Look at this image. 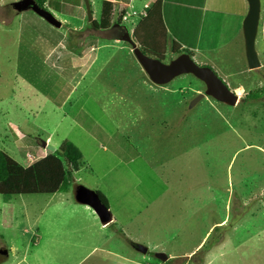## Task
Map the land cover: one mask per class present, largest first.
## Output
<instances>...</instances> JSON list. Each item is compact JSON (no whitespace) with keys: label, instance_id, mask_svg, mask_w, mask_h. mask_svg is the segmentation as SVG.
<instances>
[{"label":"rangeland","instance_id":"374dc122","mask_svg":"<svg viewBox=\"0 0 264 264\" xmlns=\"http://www.w3.org/2000/svg\"><path fill=\"white\" fill-rule=\"evenodd\" d=\"M19 1L0 0V149L29 167L51 154L42 142L57 151L67 140L82 158L68 191L0 196V264H264V96H245L264 93L260 30L261 68L248 74H237L246 66L242 50L216 36L220 27L229 41L239 36V20L207 24L212 51L181 44L240 92L234 107L209 97L192 104L205 92L201 81L187 74L154 85L119 41L121 27L95 30L84 0H57L61 11L44 5L59 29L31 11L16 14ZM88 2L98 22L100 5ZM228 4L235 11L240 0ZM143 12L141 4L137 23ZM132 17L121 29L139 48ZM171 40L165 63L177 56ZM74 185L106 196L109 225L75 204Z\"/></svg>","mask_w":264,"mask_h":264},{"label":"trees","instance_id":"16d2710c","mask_svg":"<svg viewBox=\"0 0 264 264\" xmlns=\"http://www.w3.org/2000/svg\"><path fill=\"white\" fill-rule=\"evenodd\" d=\"M34 1L41 8L48 4L55 10L61 11L57 0ZM124 16L125 11H116L113 3L102 1L100 19L98 22H91V26L99 31L108 30L114 25L122 26ZM133 31L143 54L164 61L167 33L161 20L160 1L148 10ZM160 39H163V42L160 43ZM171 53L177 56L188 54L193 57L191 52L174 42L171 45ZM263 94V91H255L245 96L249 100H259L264 96ZM81 158L80 151L67 140L59 145L57 151L29 167H22L0 149V196L51 195L68 191L73 184V174L78 172ZM97 194L102 203L108 207L106 198L99 192Z\"/></svg>","mask_w":264,"mask_h":264},{"label":"water","instance_id":"95a60500","mask_svg":"<svg viewBox=\"0 0 264 264\" xmlns=\"http://www.w3.org/2000/svg\"><path fill=\"white\" fill-rule=\"evenodd\" d=\"M245 1L247 3L248 10L242 22V33L247 68L248 70L253 71L260 68V62L255 50V40L259 26L261 2L260 0ZM84 3L87 20L88 22H92L93 17L91 14L90 4L88 0H84ZM12 8L16 14L31 11L51 27L56 29L61 27L60 21H58L57 18L51 14V12L39 7L34 0H21L12 4ZM119 41L125 42L130 46L134 58L154 85L163 86L179 76L189 74L205 85V92L203 94H199L194 99L192 104L204 97L212 98L213 100L229 107H234L237 104V94L230 91L226 84L215 74L214 71L208 67L198 66L189 55H178L168 63L148 57L137 47L136 43L132 40L126 29L122 37L119 38ZM42 148L47 149L51 153L55 151V149L48 146L46 142H42ZM72 197L77 205L86 206L91 209L100 225L107 226L112 222V213L108 207L102 203L97 192L82 185H76L72 189ZM133 248L144 255L148 252L146 247L139 244H133ZM155 258L161 262L168 260V257L163 253H157Z\"/></svg>","mask_w":264,"mask_h":264},{"label":"crops","instance_id":"0c3cea01","mask_svg":"<svg viewBox=\"0 0 264 264\" xmlns=\"http://www.w3.org/2000/svg\"><path fill=\"white\" fill-rule=\"evenodd\" d=\"M95 1L100 5V11H101L102 1H109L114 4L116 11H121V10L125 11L124 17L128 18V17L134 16L130 20L131 22H134L133 25L137 24L135 20H139V18H136L135 16L138 15L137 13L138 7L141 4H143V9H144V12L142 13L143 14L142 18H143L145 17L148 10H150V8L156 2L160 1L161 2V20H162L164 29L167 33V37H169L170 39L171 37L173 38V40H171L170 43L172 44L174 42L182 48L183 46H181V44H183L184 46H189V43H191V44H194L193 50L197 52V49H199L201 53L202 51L199 45L202 42L206 43L205 49L207 51H212V49H214L212 48V43L215 37L213 36L212 30H211L213 29V26H211V29L207 26V24H210V21L217 22L219 20L221 22V20H224L225 17H228L230 22L234 21V24H236L239 20V23L242 24L243 19L246 16L247 10H248V6L245 0H240L239 9L237 10L236 8L235 11L227 10V7L229 6L228 4L229 0H95ZM197 3L199 4L198 6L196 5ZM222 7H225L224 8L226 10L225 12L223 10L221 11ZM194 13H197L196 16H194ZM208 13H210L209 17L207 19H203L204 14L206 15ZM213 15L216 16V18ZM212 17H214L215 20H212ZM167 18L170 20H167ZM222 24H227V22L224 20ZM122 27L125 28L124 26ZM205 29H207L208 32L204 33ZM222 29L223 28L220 27V29L217 30L218 34L216 36H217V39L220 40L221 43H223V47L229 44L230 42L231 44L235 45V51L239 52L240 50H242L241 53L244 55L243 58H245L244 39H243L242 29L239 31L240 32L239 36L237 35L231 41L226 39V34H222L223 33ZM258 30H260L262 34L261 37H262V41L264 44V5L263 6L261 5ZM204 35H206V37H204ZM257 35H258V32H257ZM261 53H263V56H264V52H261ZM193 57H195V54H193ZM241 64H243L242 66H244L245 69L240 70L239 73L237 74L241 75V74H245V72L246 74L250 73V70H248L247 68V64L246 66L244 65L243 62H241ZM260 68H261V64H260ZM229 76H232V75L225 73L224 78L226 79ZM89 174L90 173L84 176V178L88 179ZM107 205H108V201H107ZM108 209H109V206H108ZM0 223L5 224V221L2 219V210H0ZM40 238L41 239L39 243L41 245L44 242L43 241L44 236H41Z\"/></svg>","mask_w":264,"mask_h":264},{"label":"flooded vegetation","instance_id":"af4514ba","mask_svg":"<svg viewBox=\"0 0 264 264\" xmlns=\"http://www.w3.org/2000/svg\"><path fill=\"white\" fill-rule=\"evenodd\" d=\"M115 27H121L122 28V26H114V27H111V28H115ZM121 28H120V30L123 31V33H121V37H122V35L124 34V29L122 30Z\"/></svg>","mask_w":264,"mask_h":264},{"label":"bare ground","instance_id":"6f19581e","mask_svg":"<svg viewBox=\"0 0 264 264\" xmlns=\"http://www.w3.org/2000/svg\"><path fill=\"white\" fill-rule=\"evenodd\" d=\"M237 94H240V92H239V91H237Z\"/></svg>","mask_w":264,"mask_h":264},{"label":"clouds","instance_id":"9594fccd","mask_svg":"<svg viewBox=\"0 0 264 264\" xmlns=\"http://www.w3.org/2000/svg\"><path fill=\"white\" fill-rule=\"evenodd\" d=\"M124 18H125V17H124ZM124 18H123V20H125ZM114 26H115V25H114ZM114 26H113V27H114Z\"/></svg>","mask_w":264,"mask_h":264},{"label":"built area","instance_id":"2783aa9c","mask_svg":"<svg viewBox=\"0 0 264 264\" xmlns=\"http://www.w3.org/2000/svg\"><path fill=\"white\" fill-rule=\"evenodd\" d=\"M125 19V18H124Z\"/></svg>","mask_w":264,"mask_h":264}]
</instances>
